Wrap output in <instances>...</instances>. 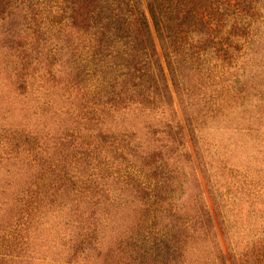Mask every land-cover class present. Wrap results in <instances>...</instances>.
<instances>
[{"label": "rangeland", "instance_id": "374dc122", "mask_svg": "<svg viewBox=\"0 0 264 264\" xmlns=\"http://www.w3.org/2000/svg\"><path fill=\"white\" fill-rule=\"evenodd\" d=\"M16 8L11 23L19 24L22 40L7 44L2 36L8 26L0 22V228L19 211L18 190L30 188L41 201L32 218L37 226L24 235L28 255L21 259V251L16 258L19 248L13 249L14 264H115L111 247L124 231L129 253L122 257L131 264H264V0L252 18L238 16L251 37L234 39L241 45L235 58L221 61L209 53L200 66L178 65V88L161 60L167 96H154L150 105L132 97L122 106L82 89L86 52L90 61L92 51L80 52V61L60 49L51 65L43 57L22 69L21 51L9 47L18 41L30 49L33 36ZM236 24L229 16L222 28L219 19L218 29L234 34ZM88 33L76 34V42L88 45ZM100 71L101 65L89 63L87 84L97 86ZM75 106V117L65 114ZM19 129L44 135L39 148L2 139L3 132ZM63 161L61 174L69 180H55L58 189L47 185L38 195L31 181ZM152 177L155 186H166V195L145 189ZM87 179L84 196L74 183ZM74 195L82 199L79 211ZM94 209L97 238L73 256L78 218ZM203 211L208 226L201 223ZM142 226L150 237L166 229L168 240L147 237Z\"/></svg>", "mask_w": 264, "mask_h": 264}, {"label": "trees", "instance_id": "16d2710c", "mask_svg": "<svg viewBox=\"0 0 264 264\" xmlns=\"http://www.w3.org/2000/svg\"><path fill=\"white\" fill-rule=\"evenodd\" d=\"M258 2L259 0H0V22L3 23L1 24L2 28L4 25L8 26L2 36L7 44L22 40L19 24L11 23V14L18 9L16 8L18 6L20 11L25 13L21 20L23 24L27 25V29L32 31L30 49H24L18 41L9 47V51H21L19 59L23 63L22 69L28 67L32 60L36 61L37 58L43 57L51 65L50 62L55 60L60 49L66 50L70 57L77 55V59H81L80 61H83L82 52L92 51L90 55L92 60L90 61L87 57L88 52H86L88 62L83 69V76L81 75L84 80L82 89H86V95L98 93L109 102L119 106H122L120 104L125 101L131 100L132 97L150 105L151 98L153 100L154 96H167L166 78L161 60L171 76L173 85L178 88L176 83V67L178 65L197 63L200 66L205 61L203 57L209 53H214L221 61L231 59L233 56L235 58L236 54L241 51V45L237 44L234 39L246 35L251 37L248 26H245L241 20L245 17L252 18V13ZM229 16H234L237 21L234 34L218 29L219 19L222 28L225 26L224 21ZM238 16L241 20L238 19ZM79 33H88L93 37L92 41L89 39L88 45L76 42L75 35ZM255 53L257 52L255 51ZM94 62L104 68V71H100V77H97L99 78L97 86L93 85L92 81L87 84L89 76L86 73L87 67L89 63ZM35 64L39 63L35 62ZM253 80L255 81V79ZM121 82L122 84H120ZM98 84L101 87H98ZM154 92L156 93L151 97ZM98 95L91 100H95V102L99 100ZM52 105L58 104L52 101ZM81 106L83 108L84 104ZM78 108L79 106H75L72 112L69 111L70 114L69 112H65V114L75 117L74 111ZM23 131L22 129L14 130L9 134L3 132L1 136L8 143L13 142L12 138H16L22 143L27 142L32 145L33 149H38L39 140L44 135L35 132V136H29L33 132L28 131L27 134H23ZM106 132L108 133V130ZM110 134L113 137L114 133ZM122 135L128 136L127 134ZM90 137L86 136V138ZM102 140H105L104 137ZM5 154L9 155L4 152ZM2 158L0 157V159ZM63 164L64 161L55 164L50 175L40 173V176H36L31 181V186L35 188L34 191H38V195L39 190L47 185L49 190L58 189L60 186L55 188L54 184H57L55 180H69L65 174H61L63 173L62 169L65 168ZM152 178L154 182L155 179ZM166 180L168 181V179ZM84 181L90 182L87 179L76 181L74 184L79 182L78 193L85 196V191L89 192V190L86 185L84 186ZM91 182L95 183L93 180ZM155 184V182L153 185L152 183L144 184V187L151 192V196L152 193L154 196V192L157 191L166 195L163 188L166 186L158 187ZM150 187H155L156 190H152ZM29 189L18 190V194L16 193L18 198L15 201L21 203L19 211L13 215V221L8 227L0 228V264H14L11 252L15 248H19L16 258H19L21 251V259L28 255L29 237L24 235L27 234L30 226H37L32 222V218L39 210L38 201H41L39 197L33 196ZM23 192L25 196H23ZM76 200L75 210L79 211L82 199L78 200L74 195L72 201ZM154 204L158 205L156 200ZM157 209L162 210V205H159ZM96 211L97 209H94L89 212V216L83 215L78 218V221H81L77 223L79 225L77 240L79 239V241L76 240L71 248L73 256L81 246L89 245L91 247L89 241L97 238V228L94 225L97 221ZM169 211L171 212V210ZM214 212L215 217L220 221L219 210L215 209ZM157 213L158 211L154 210L153 217ZM202 214L204 219L201 223H205V226L210 225L209 212L203 211ZM37 229L36 227L35 230ZM142 232H146L147 237L151 239L158 237V239L168 240L169 236V231L166 229H160L161 234L151 237L143 226ZM123 237H125V231L122 237L118 236L115 239L117 242L111 247L112 257L109 262L122 264L121 261H124L123 264H131L122 257L129 253V250L125 249ZM158 242L162 244V241ZM93 248L96 247L93 246ZM260 252L262 254L260 259L264 261V250ZM23 263L31 262L29 259H24Z\"/></svg>", "mask_w": 264, "mask_h": 264}]
</instances>
